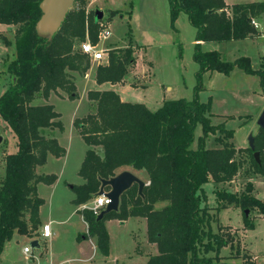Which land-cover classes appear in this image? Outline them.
I'll return each instance as SVG.
<instances>
[{"label":"trees","instance_id":"obj_1","mask_svg":"<svg viewBox=\"0 0 264 264\" xmlns=\"http://www.w3.org/2000/svg\"><path fill=\"white\" fill-rule=\"evenodd\" d=\"M41 0H0V23L13 25L15 57L8 62L7 72L13 77L0 93V117L16 139V148L4 155V174L0 177V253L15 233L29 239L39 236V209L44 198L37 192V183H52L54 172L38 173L36 166L46 161L48 153L62 156L66 148L50 131L63 129L60 112L51 102L34 103L37 95L47 98L58 89L68 98L78 97L74 75H85L90 57L79 44L98 40V21L85 12L87 0H74L64 21L51 38L36 30L41 16ZM171 19L184 13L196 28L193 58L200 75L216 70L228 74L237 67L246 74L258 76L264 93V54L253 68L247 56L226 60L215 49L202 50L203 42H227L251 39L259 32L251 24L252 18L264 15V0L235 2L224 0H168ZM118 10H112L114 15ZM5 45L10 42L2 36ZM105 61H99L94 79L97 83L122 81L135 64L131 46L110 48ZM87 97L94 101V109L73 119L84 142L100 146L88 147L78 168L81 183H73L72 202L84 203L94 197L100 178L114 175L121 169H143L147 183L138 193L133 183L120 195L119 207L97 219L92 209L79 207L87 222L82 236H95L101 253L109 249L107 218L125 219L143 216L146 236L154 242L157 252L149 254L143 264H222L219 256L210 255L215 246L229 243L227 233L212 232L210 220L215 217L206 201L203 185L230 181L240 168L264 175V129L254 136L259 161L249 146H235L231 131L221 123L214 124L209 116V103L196 96L167 98L155 109L143 102L121 99L113 88H90ZM200 123L203 132L217 126V146H192L194 128ZM251 176V175H250ZM248 181L242 192L214 188L215 200L221 206L228 203L243 208L245 228L253 225L245 209L255 208L264 216V199L252 193ZM165 204L156 207L157 201ZM224 204V205H223ZM220 207V206H219ZM214 259V261H213ZM245 264H248L245 260Z\"/></svg>","mask_w":264,"mask_h":264},{"label":"rangeland","instance_id":"obj_2","mask_svg":"<svg viewBox=\"0 0 264 264\" xmlns=\"http://www.w3.org/2000/svg\"><path fill=\"white\" fill-rule=\"evenodd\" d=\"M224 1L231 3L263 0ZM95 10L102 11V18L98 21L99 31L102 27L108 26L110 33L106 39L97 40L98 47L108 50L109 46H115L113 48L131 46L135 64L130 67L122 81L111 85V82L107 81L98 86L92 75V68H89L84 76L75 73L78 91L76 98H68L67 93L59 89V92L49 94L50 98L37 95L33 99L34 103L52 102L54 108L60 112L59 118L63 122V129L57 130L55 135L61 144L67 146L65 166L69 175L79 160L82 148L85 147L73 124V119L94 109V101L87 97V90L90 88H113L121 99L143 102L150 109L157 108L167 98L183 96L190 99L196 96L199 100L209 103L211 122L221 123L225 129L231 131L230 139L235 146H248L249 134L255 135L260 131L257 117L264 106V93L258 85L257 75L246 74L237 67L228 74L208 70L198 75L199 67L193 58L196 28L184 13L171 19L168 0H87L85 12L90 13L93 18ZM112 10L118 11L111 15ZM260 21L264 24V15ZM12 33V30L5 29L0 34V77H3L5 83L10 81L6 66L11 61V56L1 37L6 38ZM258 36L227 42H203L201 48L215 49L230 61L239 56H247L252 67L257 68L260 57L264 54V37ZM97 63L98 61L90 60V64L94 66ZM219 134L223 136L218 126L214 131L205 134L198 122L194 128L192 146L198 147L200 144L217 146L219 141L216 136ZM1 136L0 148L4 145L2 143L4 137ZM10 137L11 135L7 136L9 141ZM10 145L13 146V143L11 142ZM62 161V159L51 160L45 167L57 168L63 163ZM246 166L247 163L230 181L208 182L203 185L206 201L211 206V211L215 213V217L210 220L211 231L227 233L230 240L229 243L220 244L208 251L210 255L219 256L216 260L222 261V264H245V260L248 264H264V217L259 215L257 209L246 208L253 225L245 228L243 208L235 203L221 206L216 202L213 192L214 188H223L239 193L245 189L249 181L253 185L252 193L264 199V175L247 172ZM138 173L140 176H146L143 169ZM3 174L4 162L2 163L0 159V177ZM39 192L45 198L40 208L42 215L47 219H55L51 222L53 233L50 237L40 238L41 231L38 235L40 243L53 251L52 255L49 256V250L41 252L39 248L33 249L26 255L23 247L29 245L30 239L15 233L5 243L0 254V264H87L83 262L85 259L83 255L91 252L90 245L94 240L77 239V234L82 232V223L75 205L68 200L71 191L59 183L53 190L41 184ZM165 202L160 200L155 205L160 207ZM109 219L111 218L104 221L109 231V249L104 255L113 260L117 258L118 261L122 259L130 260L128 262H140L142 257L137 255L128 259V256L130 253L133 254L131 250L134 242H139L138 246L142 248L143 219L139 221L130 216L123 224L116 220L111 222ZM134 231L135 237L132 234ZM78 242L84 245L81 251L75 249ZM101 257L103 259L105 256L99 249L98 251L95 249L89 259L93 258L92 264H101Z\"/></svg>","mask_w":264,"mask_h":264},{"label":"crops","instance_id":"obj_3","mask_svg":"<svg viewBox=\"0 0 264 264\" xmlns=\"http://www.w3.org/2000/svg\"><path fill=\"white\" fill-rule=\"evenodd\" d=\"M227 4H232V3H235V2H227V1H225ZM245 2H251V1H245ZM262 18V17H261ZM261 18L259 19V18H257V19H259V20H261ZM12 30L13 31V33L11 34V36H6V39L10 42L8 45H5V47L9 50V54H10V56H11V60L15 57V48H14V30H15V27L13 26V25H7V24H2V23H0V34H2V31L3 30ZM3 35H5V34H3ZM258 37H264V31H263V33H259V36ZM113 47H115V46H109V48H113ZM263 50H264V48H263ZM9 54H6V56L7 55H9ZM97 65V64H96ZM96 65L94 66L93 64H90V68H92L93 69V76H94V73H95V68H96ZM89 70V69H88ZM87 70V71H88ZM76 72H71V74L72 75H74V78H75V75L77 74H75ZM86 74H87V72H86ZM85 74V75H86ZM78 75V74H77ZM81 76H84V75H81ZM10 79H12L13 80V77L10 75ZM76 79V78H75ZM95 80V79H94ZM107 81H105V82H102V83H98L97 85L98 86H100V85H102V84H104V83H106ZM76 83V82H75ZM110 83V82H109ZM112 83H110V85H111ZM7 85H8V83H5V81H4V79H3V77L1 78L0 77V93L7 87ZM144 85H145V83H144ZM99 88H101V87H99ZM106 88V87H105ZM57 92H59V89L57 90ZM57 92H55V93H57ZM52 93H54V91H52L51 93H50V95L52 94ZM49 98H50V96H49ZM45 101H47V99H44ZM52 103V102H51ZM3 130V131H2ZM57 130H60V129H58V128H54V129H52L50 132L54 135V136H56L55 135V133H56V131ZM0 135H3V146L0 148V159H1V161H2V163L4 162V155L7 153V152H9V151H13V150H15V148H16V139H15V136L13 135V133L11 132V130H10V128L6 125V123H5V121L0 117ZM8 135H11V137H10V141L7 139V136ZM81 137V136H80ZM58 139V138H57ZM81 140H83L82 139V137H81ZM58 141L60 142V140L58 139ZM11 142L13 143V146H11L10 144H11ZM83 142H84V140H83ZM85 143V142H84ZM61 144V143H60ZM62 145L66 148V152H65V154L64 155H62V156H54L53 154H51V153H48V155H47V158H46V161L43 163V164H39V165H37L36 166V171L38 172V173H50V172H54L56 175H57V177H56V179L52 182V183H44V182H38L37 183V192H38V194L40 195V196H42L41 194H40V192H39V188H40V185L41 184H45V185H47V186H49L52 190H53V188L55 189L56 188V186L59 184V183H62L66 188H68L70 191H71V195L69 196V202L71 203V204H73V205H75V210L79 213V216H80V220H81V223H82V227H81V231L82 232H84V231H86L87 230V222L83 219V217H82V214L78 211V208L79 207H82V205L83 204H89L90 202H91V200H92V198L91 199H89V200H87L86 202H84V203H80V204H75V203H73L72 202V198L74 197V192L72 191V189H71V185L73 184V183H81V182H83L84 181V179H83V177L82 176H80L79 174H78V168H79V165H80V163H81V161H82V159H83V156H84V153H85V150L88 148V147H94V148H96V149H99L100 150V146H92V145H88V144H86L85 143V147L84 148H82V150H81V153H80V156H79V160L77 161V163H76V165H75V167H74V169L72 170V172H71V174L69 175L67 172H66V166H65V157H66V154L68 153V149H67V146L65 145V144H63L62 143ZM58 159H62L63 161V163H61V164H59V166L57 167V168H46L45 167V165L49 162V161H51V160H58ZM126 169H129V170H131L132 172H134L136 175H138L140 178H142L146 183H147V176H140L139 175V173H138V171L139 170H137V169H130V168H126ZM43 198H44V196H42ZM44 202H45V198H44ZM43 202V203H44ZM42 203V204H43ZM41 204V205H42ZM40 208H41V206H40ZM259 215H261V216H263L262 214H260L259 213ZM39 217H40V225H39V233H40V231H41V227H42V224L43 223H46V222H50V225H51V230H52V224H51V222L52 221H55V219L54 218H50V219H47V218H45L43 215H42V212L40 211V209H39ZM132 217H134L136 220H139V221H142L141 219H143V221H144V232H143V245H142V248H140L139 246H138V244H139V242H137L136 241V243L134 242V247H133V249L131 250V252L133 253V254H129V256H128V259H132L133 257H135V256H140V257H142L141 258V260H140V262H128V261H130V260H120V261H118V259L116 258V259H112V258H109L108 256H106V255H104L103 254V256H105L103 259H102V257H101V259H100V262H101V264H143L146 260H147V258H148V256H149V254H152V253H155V252H157V246H156V244L154 243V242H149L148 240H147V236H146V220H145V217H143V216H132ZM264 217V216H263ZM130 218V216L129 217H127V218H125V219H123V220H121V219H118V218H111V219H109L111 222L112 221H114V220H116V221H118L120 224H123V223H125V221L126 220H128ZM109 220H107V221H109ZM106 221V222H107ZM107 228V227H106ZM133 231V230H132ZM82 232H79L78 234H77V239H82V241H86V239H93L94 241H93V243H92V245H90V247H91V252L89 251V254L87 253V254H85V255H83V256H85V259H84V261L83 262H87V264H92L93 263V258H91V259H89V257H91V255H92V253H94L95 252V249H96V251H98V247H97V244H96V237L95 236H88V237H84V236H82L81 238H78V235L80 234V233H82ZM52 233H53V231H52ZM108 233H109V231H108ZM132 234H133V236L135 237L136 236V232L134 231V232H132ZM21 235V234H20ZM52 235V234H51ZM50 235V236H51ZM23 236H25V235H23ZM49 236V237H50ZM39 238V237H38ZM41 238V237H40ZM39 238V239H40ZM47 238V237H46ZM8 241V240H7ZM6 243V242H5ZM137 245V246H136ZM140 245V244H139ZM4 246H5V244H4ZM4 248V247H3ZM40 250H41V252H43L44 250H49L48 251V254H49V256H51L52 255V252L53 251H51V249H48L46 246H44V244H42V248H39ZM75 249H77L78 251H81V250H83L84 249V245H83V243L82 242H78V243H76V245H75ZM3 250V249H2ZM2 252V251H1ZM1 254V253H0ZM89 260H91L90 261V263H88L89 262ZM143 261V262H142ZM95 264V263H94Z\"/></svg>","mask_w":264,"mask_h":264},{"label":"water","instance_id":"obj_4","mask_svg":"<svg viewBox=\"0 0 264 264\" xmlns=\"http://www.w3.org/2000/svg\"><path fill=\"white\" fill-rule=\"evenodd\" d=\"M74 0H41L39 7L41 9V16L36 22V30L39 34L51 38L52 35L59 29L60 25L64 21V18L72 7ZM95 20L102 18V11L95 10ZM257 124L264 129V106L261 109L258 117ZM0 135V140H1ZM248 146L253 149V155L259 161V150L255 149L254 136L249 134ZM100 185L95 194H100L104 191V188H108L105 191V195L109 198V202L97 213L96 218L100 219L103 215L111 210H117L119 207L120 195L134 182L137 183L138 193L142 194V188L146 182L132 172L129 169H121L114 175L107 178H100ZM248 209H245V213ZM31 249L42 248V244L37 238L29 241Z\"/></svg>","mask_w":264,"mask_h":264},{"label":"built area","instance_id":"obj_5","mask_svg":"<svg viewBox=\"0 0 264 264\" xmlns=\"http://www.w3.org/2000/svg\"><path fill=\"white\" fill-rule=\"evenodd\" d=\"M251 24L259 33H263L264 24L259 19L252 18ZM109 34L110 33H109L108 26L102 27L100 31L98 32V39L104 40L109 36ZM79 48L83 53H86L89 55L90 60H95L99 62V61L106 59L105 48H99L98 44L96 43L92 44L89 40L81 42L79 44ZM262 154H264V149L262 150ZM263 164H264V161H263ZM107 190L108 188L105 187L102 193L95 194L91 202L89 204H83L82 207H88L92 209L95 213H98L109 202V198L104 193ZM51 234H52V230H51L50 222L43 223L41 227L40 237L46 238V237H49ZM37 239L40 242V239L39 238ZM31 251L32 249L30 245H25L23 247V252L26 255H28V253H30Z\"/></svg>","mask_w":264,"mask_h":264}]
</instances>
